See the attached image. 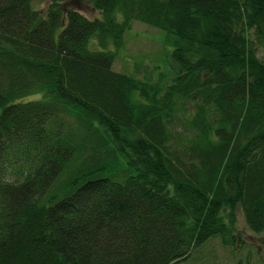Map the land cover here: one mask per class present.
Instances as JSON below:
<instances>
[{
  "label": "trees",
  "instance_id": "16d2710c",
  "mask_svg": "<svg viewBox=\"0 0 264 264\" xmlns=\"http://www.w3.org/2000/svg\"><path fill=\"white\" fill-rule=\"evenodd\" d=\"M89 1L0 0V264L198 261L237 208L264 234V0ZM134 22L171 78L114 70Z\"/></svg>",
  "mask_w": 264,
  "mask_h": 264
},
{
  "label": "rangeland",
  "instance_id": "374dc122",
  "mask_svg": "<svg viewBox=\"0 0 264 264\" xmlns=\"http://www.w3.org/2000/svg\"><path fill=\"white\" fill-rule=\"evenodd\" d=\"M54 0H32L33 7L45 13ZM60 6L73 8L84 16L93 19L98 15L89 0H58ZM167 40V34L154 27L134 22L131 29L125 33L124 45L119 50L113 68L115 71L136 75L142 79L148 76L157 79L159 73L171 78L172 43ZM95 49L96 41H91ZM149 80V79H147ZM155 81V80H154ZM40 97L36 95L29 99ZM236 235L238 242L232 248L224 247L220 240L208 241L198 250L197 257L189 258L180 264H264V234L252 232L244 219L241 209L236 210Z\"/></svg>",
  "mask_w": 264,
  "mask_h": 264
}]
</instances>
